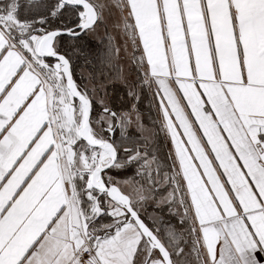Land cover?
<instances>
[{"label": "snow or ice", "instance_id": "1", "mask_svg": "<svg viewBox=\"0 0 264 264\" xmlns=\"http://www.w3.org/2000/svg\"><path fill=\"white\" fill-rule=\"evenodd\" d=\"M0 264H264V0H0Z\"/></svg>", "mask_w": 264, "mask_h": 264}]
</instances>
